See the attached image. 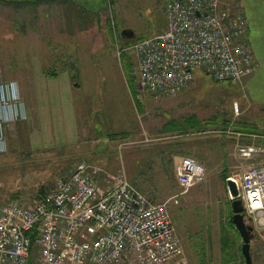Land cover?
Returning a JSON list of instances; mask_svg holds the SVG:
<instances>
[{"label": "rangeland", "instance_id": "1", "mask_svg": "<svg viewBox=\"0 0 264 264\" xmlns=\"http://www.w3.org/2000/svg\"><path fill=\"white\" fill-rule=\"evenodd\" d=\"M166 1L0 0V79L16 81L30 114H40L39 123L18 130L0 153V204L30 203L78 164L97 179L123 170L151 200L168 202L182 264H245L225 184L235 175L228 173L233 162L225 157L234 136L236 150L256 151L250 158L234 151L239 168L264 164V90L257 77L212 81L200 70L194 77H208L201 86L195 77L171 95L138 90L120 31L130 28L133 39L156 35ZM189 116L213 124L196 135L204 146L205 180L181 194L170 162L174 147L162 148L175 139L161 129ZM263 237L264 229L253 230L255 261L263 255Z\"/></svg>", "mask_w": 264, "mask_h": 264}, {"label": "built area", "instance_id": "2", "mask_svg": "<svg viewBox=\"0 0 264 264\" xmlns=\"http://www.w3.org/2000/svg\"><path fill=\"white\" fill-rule=\"evenodd\" d=\"M164 14L161 32L121 49L132 55L138 90L161 97L189 86L195 70L233 82L254 70L238 0H170ZM255 152L239 149L246 158ZM95 173L76 169L30 203L0 204V264H182L186 256L168 202L152 201L123 170L102 180ZM175 175L182 194L206 172L196 158L181 156ZM232 179L246 222L264 228V164Z\"/></svg>", "mask_w": 264, "mask_h": 264}, {"label": "crops", "instance_id": "3", "mask_svg": "<svg viewBox=\"0 0 264 264\" xmlns=\"http://www.w3.org/2000/svg\"><path fill=\"white\" fill-rule=\"evenodd\" d=\"M169 1L170 0H167L165 5ZM223 1L225 3L230 4L231 2L235 0H223ZM238 1L241 3V10H242V13L244 14V17L247 23L246 34H245L246 43L249 47V50L251 51V54L254 60V64H253L254 70L250 73L251 75L249 74L246 77L249 76L248 78H252L254 80H255L254 77H257V81L262 84V89L264 90V0H238ZM165 24H166V20H165L162 30L165 28ZM244 79L245 78H243V80ZM206 80H208L207 76L206 77L197 76L194 79V82L201 86L202 84L206 82ZM188 89L190 90V88ZM189 92H184L182 98L183 99L186 98L187 94L189 95ZM4 102H8V106L11 107V112L8 110V106L6 108L3 107ZM29 106L30 105L28 104V101L22 96L21 88L17 84L16 81H9V80L4 81L2 78L0 79V134L3 137V140L5 141V145L9 144V141L11 138H13L14 136H17L18 130L24 131L26 130L29 124L33 126L35 122L39 123L40 114L38 112L36 113V115L30 114ZM32 115H34V117ZM73 117H74V113H73ZM196 118L195 120H191V116L185 117L184 121L180 122L179 125L175 126V125L169 124L170 126L165 125L166 130L164 129L165 126L163 127V129H161L162 130L161 132L166 133L165 135H167L169 139L171 138L175 139L174 141L168 142V145L167 143L162 145V148L170 149L172 148L171 146L174 147L173 151L170 152V156H171L170 162L173 167V171H175L174 169L177 163L179 162V158L184 155L185 156L193 155V156H196V158L198 156L199 158H201L200 162L202 164L203 162H205V157H203L202 155L204 146L202 142L199 141L200 137H197L196 135H199L200 133H205V131L202 132L203 128H205V124L209 122L212 123L213 121L211 120L207 121L200 117L197 118L198 120H196ZM195 123H198V124H195ZM225 128L230 129L229 127H225ZM209 129L211 128L209 127ZM233 129L243 131L242 128H233ZM27 130H29V127ZM240 134L241 133H239L238 135ZM229 138L235 139V143L233 142L232 146H231V143L228 144V148H227L228 154L226 155L225 158H228L229 162H233L232 168H235L234 170H232V168H229L230 171L228 173H232L235 175L233 177H231V175H227L225 177V180L227 178H235L240 172L245 171L246 169L255 166V165H250V166H247L246 168L244 166H241L239 168L238 165L235 164V162H237L236 160L237 156L236 154H234V151H239V149L236 150V147H238V144H237L238 141L236 142L237 139L234 136L233 137L229 136ZM205 149H207L205 150L206 152L205 155H208V151H209V154L211 155V152H210L211 148L205 147ZM239 156L241 155L239 154ZM252 158L254 159V157ZM246 160H249V159H246ZM79 165L80 164L76 166H79ZM80 166L85 167L86 170L89 171L88 170L89 166L87 164L82 163ZM109 176L111 175L105 173L103 177L100 176L99 180H102L103 178L109 177ZM134 187L139 190L138 187L136 186ZM257 229L262 230L264 228H257ZM252 241H253V238L250 241V246L252 245ZM262 242L264 246V237L262 238ZM261 253L263 255H261L260 259L257 261L254 260L251 254L252 264H264V248Z\"/></svg>", "mask_w": 264, "mask_h": 264}, {"label": "water", "instance_id": "4", "mask_svg": "<svg viewBox=\"0 0 264 264\" xmlns=\"http://www.w3.org/2000/svg\"><path fill=\"white\" fill-rule=\"evenodd\" d=\"M120 37L124 40H131L135 38L134 32L130 28H124L120 31ZM83 166L77 168L81 170ZM225 184L231 199V223L234 225L235 229L239 233L242 239V245L240 248L241 254L244 258L245 264H252V258L250 253V241L253 238V226L249 225L244 217L242 202L237 198L238 190L236 184L232 178H227Z\"/></svg>", "mask_w": 264, "mask_h": 264}, {"label": "trees", "instance_id": "5", "mask_svg": "<svg viewBox=\"0 0 264 264\" xmlns=\"http://www.w3.org/2000/svg\"><path fill=\"white\" fill-rule=\"evenodd\" d=\"M137 102H138V100H137ZM168 125H169V124H168ZM168 125H166V126H168ZM170 125H175V126H176V125H179V122H178V121H173ZM170 125H169V126H170ZM164 129L166 130V127H164ZM84 164H85V163H84ZM80 165H81V164H80ZM80 165H79V166H80ZM79 166H76V167L78 168ZM76 167L73 169V171H75V170L77 169ZM44 190H45V189L42 187V189L39 191V195H38V196H42V195L45 193ZM231 226H232V225H231ZM28 264H34L33 260L30 259Z\"/></svg>", "mask_w": 264, "mask_h": 264}, {"label": "bare ground", "instance_id": "6", "mask_svg": "<svg viewBox=\"0 0 264 264\" xmlns=\"http://www.w3.org/2000/svg\"><path fill=\"white\" fill-rule=\"evenodd\" d=\"M138 40H140V39H131V40H128V42H126L125 44H130V43L138 41ZM132 65H133V63H132Z\"/></svg>", "mask_w": 264, "mask_h": 264}]
</instances>
